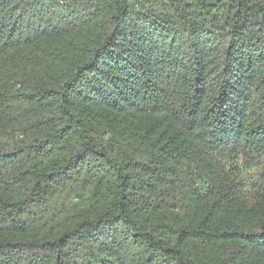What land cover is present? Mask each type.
<instances>
[{
  "label": "trees",
  "instance_id": "obj_1",
  "mask_svg": "<svg viewBox=\"0 0 264 264\" xmlns=\"http://www.w3.org/2000/svg\"><path fill=\"white\" fill-rule=\"evenodd\" d=\"M0 264H264V0H0Z\"/></svg>",
  "mask_w": 264,
  "mask_h": 264
}]
</instances>
